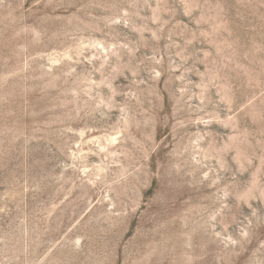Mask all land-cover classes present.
Returning a JSON list of instances; mask_svg holds the SVG:
<instances>
[{"label":"rangeland","instance_id":"374dc122","mask_svg":"<svg viewBox=\"0 0 264 264\" xmlns=\"http://www.w3.org/2000/svg\"><path fill=\"white\" fill-rule=\"evenodd\" d=\"M0 264H264V0H0Z\"/></svg>","mask_w":264,"mask_h":264}]
</instances>
